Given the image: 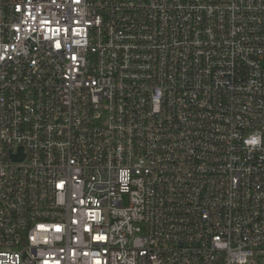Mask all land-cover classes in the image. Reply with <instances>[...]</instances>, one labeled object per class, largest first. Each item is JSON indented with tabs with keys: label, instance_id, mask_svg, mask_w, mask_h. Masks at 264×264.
<instances>
[{
	"label": "built area",
	"instance_id": "2783aa9c",
	"mask_svg": "<svg viewBox=\"0 0 264 264\" xmlns=\"http://www.w3.org/2000/svg\"><path fill=\"white\" fill-rule=\"evenodd\" d=\"M262 253L264 0H0V264Z\"/></svg>",
	"mask_w": 264,
	"mask_h": 264
},
{
	"label": "rangeland",
	"instance_id": "374dc122",
	"mask_svg": "<svg viewBox=\"0 0 264 264\" xmlns=\"http://www.w3.org/2000/svg\"><path fill=\"white\" fill-rule=\"evenodd\" d=\"M254 264H264V253L256 256Z\"/></svg>",
	"mask_w": 264,
	"mask_h": 264
},
{
	"label": "snow or ice",
	"instance_id": "6c2138e0",
	"mask_svg": "<svg viewBox=\"0 0 264 264\" xmlns=\"http://www.w3.org/2000/svg\"><path fill=\"white\" fill-rule=\"evenodd\" d=\"M255 142H256V141H254V140H253V141H251V143H255Z\"/></svg>",
	"mask_w": 264,
	"mask_h": 264
}]
</instances>
